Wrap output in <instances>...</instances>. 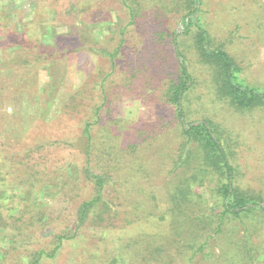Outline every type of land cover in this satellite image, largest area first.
<instances>
[{"label":"trees","instance_id":"1","mask_svg":"<svg viewBox=\"0 0 264 264\" xmlns=\"http://www.w3.org/2000/svg\"><path fill=\"white\" fill-rule=\"evenodd\" d=\"M117 1L126 11L128 19L124 25L117 26L118 30L116 31H112L110 28L112 21H107L109 16L102 8L95 9L97 16L92 14L82 18L85 9L79 6H77L79 9L77 8L78 10L72 15L68 14L70 18L72 16V19L79 21V27H86L84 30H87L89 34L93 33V31L92 33L89 31L90 28H93L92 24L98 23L97 33L93 34L91 40L90 38L80 39V35L73 31L74 26H72L70 35L75 38L73 41L68 39L69 34L65 37L55 35L54 30L64 19V14L58 10L60 3L58 0H29L28 2L32 6L30 14L32 21L21 25L20 30L14 24L13 28H7L3 24V17L0 18V65L3 66L0 69V242L5 243V246H0V264H43L56 256L67 239L82 236L81 232L85 228L90 226L105 227L104 224L112 221L118 214H129L131 218H139L141 215L139 197L133 198L129 192L123 190L129 195V201H123L122 189L129 182L120 177L119 180L113 179V176L116 175L113 165L122 163V157L128 155L129 152L136 156L139 150L147 149L146 146H149L151 142H144L142 134L139 138L129 140L131 144L129 143L128 149V147L115 142L119 137L116 131L120 136L125 133L122 123L111 121L112 124L100 126L103 111L106 110L104 108L108 105L105 103L108 101V94H101L103 95L101 103L95 101L96 98L93 97L89 101L88 108L86 105L81 107L83 99L87 96L85 94L86 87L78 88L66 102H61L60 105L56 104L57 114L50 121H43L38 115H26L16 110L11 117L3 112L4 92L7 87L5 86L6 82H3V73L6 70L12 72L15 68H26L27 66L38 69L47 68V70L51 68L50 76L54 81L58 71L50 65L57 60L67 58L69 54H78L82 51L99 55L109 63V71L101 72L100 70L98 73L99 76H103L101 82L95 81L99 82L102 91L105 92L113 82L111 75L118 71L123 76L120 84L127 83L128 85H132L138 76H144L146 73L145 82L150 85L156 79V70L165 73L162 77L165 97L168 103L175 106L182 139L173 158L170 154L162 157V160H171V168L168 172L174 176L175 181V184L172 179L170 181L174 193L170 194L171 197L169 196V201H173L174 207H168V211L171 216L176 214L180 217L177 212L185 215L183 221H178L186 228L180 239L182 245L180 255L186 251L191 253L186 260L188 264L194 263L195 257L199 253L205 254V250L210 249L211 241L216 240L217 236L220 239L216 242L219 245L225 244L226 242H222V237L235 234L236 230L232 224L236 222L245 227V236L242 241L239 244L232 242L234 247L239 248L236 252L237 257L240 256L244 264H263L261 251H263L264 244L261 242L252 244L251 240V237L258 232V228L251 223L247 224L253 220L264 219L263 194L252 186H242L238 182V178L241 177V168L233 162L232 158L237 155L239 146L230 133L207 121L199 124H195L191 120V122H187L186 105L189 103V98L185 93L190 89L192 78L178 44L175 49L178 68L172 69L171 48L167 38L173 37V35L165 29L163 24L165 20L167 21L173 15H180L183 35L188 36L192 32V28L197 29L194 34L196 56L199 62L209 63L215 67L216 84L220 90L219 93H221L217 95L229 107L240 113L252 112L258 108L264 109V94L258 92L257 89L244 87L239 83V74L242 69L235 59L222 48L211 47L210 35L200 16L202 10L199 5L203 0ZM149 9L153 10L155 14L145 15ZM14 13L18 14L17 11ZM140 23L141 29H143L141 37H144L145 41L138 54L127 55L125 33L130 27ZM28 24L35 26L26 28L25 26ZM107 32H113L120 37L116 45L111 46V43L105 40ZM166 63L170 65L171 70H159L160 67H166ZM121 68L124 70L121 71ZM55 81L57 83L58 78ZM52 103L54 102L51 101L48 105ZM83 108H86L87 111L84 112ZM68 113L85 117L74 123L75 128H72L74 131L70 134L74 137L62 134L61 127L57 124H53V128H56V135L48 134L46 137L42 133L35 135L34 130L41 129L43 124L54 122L60 116ZM8 118L16 121V127L21 123L23 130L25 129L17 140V144L11 142L9 138L14 134H20V127L17 130H14L12 125L6 127L5 123L8 124ZM81 122L85 123L83 127L80 125ZM112 126L115 130H112ZM153 135L156 136L157 133ZM40 138L54 140L53 142L47 141L45 147L57 148L56 152L61 156L64 153L66 159L64 161L62 159V162L56 161V153L46 157L44 151H41L38 158H34L33 149L35 148L33 146L36 144L35 147L39 149L44 146V144L35 143L38 141L35 139ZM71 139L85 141V148L82 143V148L76 147L77 145L73 142L68 143ZM51 161L52 164L48 167ZM134 162L139 165V161ZM195 163V167H192ZM164 168L166 167H162L160 171ZM138 169L134 167L132 174H135ZM180 169H185V171ZM188 169L189 171H187ZM180 171L183 174L181 178L178 175ZM142 175H148L146 167ZM213 176H217L215 185L211 184L212 188H217L216 199L218 202L216 203L219 213L211 215L202 226L194 222L189 223V215L184 213L186 207L183 208L182 205L190 202L191 189L195 187L198 180L202 183L204 177H209L212 180ZM133 178L130 182L136 179ZM46 186L51 187L54 193L59 192L65 200L77 204L73 214H65L64 218L62 217L63 228L60 231L57 225L52 224L51 214L35 209L38 206L36 205L37 200L47 190ZM108 187H113L116 191L110 192ZM11 197L20 198L21 202L15 209L20 213L16 223L8 220L9 216H5V209L11 208V205L5 203ZM115 199L116 201L120 199L119 205L122 210L115 209L117 206ZM148 200L149 196H147ZM146 204V207L151 211V206L147 202ZM5 205L8 207H4ZM73 215L75 218L71 220L70 216ZM148 216L150 217L151 213ZM109 224L114 223L110 222ZM40 227H54L53 231L57 230V232L54 231L52 241L38 237ZM251 228L254 233L249 234ZM34 231L37 232L36 238ZM26 237L34 241L39 239L40 242L33 245ZM167 246L168 243H165L162 248H159L154 245V240L151 241V239L144 240V242L139 239L133 243V248L142 258L143 264L166 263L167 260L164 259L166 256L163 255V258L161 253L167 250ZM225 246L230 247V242ZM126 254L124 245L113 249L112 264H123L125 257L127 258ZM208 255L210 253H206L207 257Z\"/></svg>","mask_w":264,"mask_h":264},{"label":"rangeland","instance_id":"2","mask_svg":"<svg viewBox=\"0 0 264 264\" xmlns=\"http://www.w3.org/2000/svg\"><path fill=\"white\" fill-rule=\"evenodd\" d=\"M28 1L0 0V18L3 17V24L7 28H13L14 24L20 30L21 25L23 26L24 23H31L32 6ZM58 1L60 2L58 10L64 14V19L60 21L59 26L54 30L55 35L57 37H65L69 34L68 39L71 41L75 40L74 37L70 36L72 34V26L75 27L73 31L80 35V39L86 38V40L89 38L91 40L93 34L96 35L98 28V23L92 24L93 28H90L89 31L91 33L93 31V33L89 34L87 30H84L86 27H79V21L72 19V16L70 18V15L79 9L77 6L85 9L82 18L89 17L92 14L95 15V9L102 8L109 16L107 21H112V26L110 27L112 31L118 30L117 26L124 25L128 19L126 11L117 0ZM199 7L202 10L200 16L210 35L211 47H220L235 59L238 66L242 69L239 74V83L244 87L257 89L258 92L264 94V0H203ZM150 10H147L145 15L155 14L153 10ZM14 11H17L18 14L14 13ZM179 17L180 15H173L167 21L165 20L163 24L165 29L173 35V37L167 38L171 48L172 69L178 68V61L175 55L176 44H178L192 78L189 85L190 89L185 93L188 94L189 98V103L186 105L187 122L201 123L207 121L215 127L222 128L230 133L239 146L237 155L232 158L233 162L241 168V177L238 178V182L242 186H252L255 190L261 192L264 198V109L258 108L252 112L240 113L219 99L217 94L221 93H219L220 90L216 84L215 67H212L209 63L199 62L196 56L194 34L197 29L192 28V32L188 36L183 35ZM31 26L34 27L35 25L28 24L25 27L30 28ZM141 27L140 23L130 27L125 33L127 55H136L141 50L145 41V38L141 37L143 33ZM105 36V40L111 43V46L116 45L120 39L113 32H107ZM51 43L54 42L51 41ZM50 66H53L58 71L56 73L57 83L55 81L56 78L54 81L51 79V68L47 70V68L38 69L27 66L26 68H15L12 72L6 70L3 73L5 80L3 82H6L5 86H7L5 92L9 94V101L14 99V101H11L13 103H9L11 105L6 110L4 107L3 112L7 116L10 115L11 117L16 110L26 115H38L43 121H50L57 114L55 110L57 108L56 104L59 103L58 105H60L61 102H66L78 88L86 87L85 94L87 96L83 99L81 107L86 105L88 108L89 101L93 97L99 103L103 97L101 94H108V101L105 102L108 105L104 108L106 110L103 111L100 126L112 124L111 121L122 123L125 133L120 136L116 131L119 136L118 140H115L116 143L122 144L129 149L128 145L129 143L131 144L129 140L139 138L143 134L144 142H151V144L146 146L148 148L144 151L139 150L136 156L131 152L126 156L121 154L124 156L122 157V163L113 165L116 172L113 179L119 180L120 177L129 182L122 191L129 192L133 198L139 197L141 204L140 217L131 218L129 214L125 215L123 213L121 215L118 214L113 219L114 221L105 223V227H87L81 232L82 236L75 239H67L56 256L43 264H112L113 258L111 254L113 255V249L120 245L126 247L127 253V258L125 257L123 264H143L142 258L137 255L136 250L133 248L134 241L139 239H142L143 242L148 239L154 240V245L159 248L168 243L167 250L164 251L163 249L164 252L161 253L162 256H166L165 258L163 256L167 260L164 264H188L186 259L191 253L186 251V253L180 255V250H182L180 239L184 235L186 228L184 224L180 225L178 221H183L185 215L177 212L180 217L176 214L171 216L168 211V207H174L173 201H169V196L171 197L170 194L174 193L170 181L171 179L173 183L175 181L174 176L168 172L171 168V160H162V157L170 154L173 158L182 139L175 106L168 103L165 97L164 80L162 79L165 74L164 71H161V73L156 70V79L150 85L145 82L147 73L144 76H138L132 85L127 83L120 84L123 76L118 71V73H114L115 75H111L113 82L107 88L106 93L102 91L99 82L95 81L101 82L103 76L98 75L99 71H109L110 65L99 55L88 51H82L78 54L73 53L69 54L67 58L57 60ZM165 66L160 67L159 70H171L170 65L166 63ZM123 70L121 68V71ZM51 101L54 103L48 105ZM14 107H16L15 110ZM83 109L85 110L84 112L87 111L86 108ZM82 118L85 117L74 116L69 113L62 115L56 121L43 124L41 129L34 130L35 135L40 133L44 137L48 136V134L56 135V128H53V124H57L61 127L62 134L74 137L70 135L74 131L72 130L74 123L81 121ZM8 119V124L5 123L6 127L12 125L14 130L20 127V134H14L9 138L11 142L13 141L17 144V140L25 129L23 130L21 123H18L19 126L16 127V121ZM84 124V122H81L80 125L83 127ZM112 130H115L113 126ZM154 133H157V135L154 136ZM45 139H35L38 140L35 143L44 144V146L39 149L35 147V144L33 146L35 148L33 149V157L38 158L41 151H44V153L46 152V157L56 153L55 160L62 162L63 159L64 161L66 159L64 153L61 156L60 153L56 152L58 151L57 148L45 147L47 141L53 142L54 140ZM71 142L76 144V147L82 148L83 146L85 148V141L77 139L68 141V143ZM134 161H139L140 166L135 164ZM51 164L52 161L48 164V167ZM195 165L196 163L192 167H195ZM134 167L139 169L135 174H132ZM145 167L148 170V175H142ZM162 167L166 168L160 171ZM181 171H185V169ZM181 171L178 174L180 178L183 175ZM190 171L192 172V170ZM132 178L134 180L130 182ZM216 178L217 176H213L212 180H210L209 177H204L202 183L198 180L195 187L191 189L190 202L182 205L183 208L186 207L184 213L187 216L189 215V223L194 222L202 226L211 215L219 213V207L216 203L218 202V199H216L217 188H212L211 184L215 185ZM46 187L47 190L37 200L36 205L38 206L35 209L51 214L52 224L57 225L60 231L63 228L62 217L64 218L65 214H73L77 204L73 201L65 200L59 192L54 193L51 187ZM108 188L110 192L116 191L113 187ZM124 191L125 196L126 193ZM136 193L137 196H135ZM124 196L123 201H129V195L126 194L125 199ZM147 196H149L148 201ZM118 198H120L119 195ZM9 200L11 201L8 202ZM9 200L5 204L11 205L12 209H5V216H9L8 220L16 223L19 220L20 213L15 209L21 203L20 198L14 199V197H11ZM115 202L117 204L115 209L122 210L119 205L120 199H117V201L115 199ZM146 202L151 206V211L146 207ZM4 207L8 206L5 205ZM123 209L126 210V208ZM150 213L151 216L149 217ZM74 218V215L70 216L71 220H74ZM110 222L114 224L110 225ZM249 223L258 228L256 235L251 237L252 244H258L259 242L264 244V219L253 220L247 224ZM232 226L235 227L236 232L234 235L228 234V237H222V242H226L225 244L219 245L216 241L220 237L217 236L216 240L211 241L210 249L205 250V254L199 253L195 257L194 263L189 264H244L241 257H237L238 254L236 252H238L239 248L234 247L232 242L239 244L242 241L245 236V227L236 222ZM53 228L40 227L38 237L52 241V236L55 234L54 231L57 232V230L53 231ZM210 232L212 233V231ZM34 233L36 238L37 232L34 231ZM248 233H254L252 228ZM146 237L148 239H145ZM29 241L33 245H37L40 242L39 239ZM229 242L230 247H226L225 245H228ZM0 246H5V243L1 241ZM206 253H210V255L207 257ZM261 258V260H264V248L261 251Z\"/></svg>","mask_w":264,"mask_h":264},{"label":"crops","instance_id":"3","mask_svg":"<svg viewBox=\"0 0 264 264\" xmlns=\"http://www.w3.org/2000/svg\"><path fill=\"white\" fill-rule=\"evenodd\" d=\"M7 89V88H6ZM6 91V90H5ZM4 94H5V105H4V107H5V110L7 109V107L8 106H10L11 104H9V103H13V102H11V101H13V100H10L9 101V94H7L6 92H4ZM7 104H9V105H7ZM16 109V107H14V110Z\"/></svg>","mask_w":264,"mask_h":264},{"label":"water","instance_id":"4","mask_svg":"<svg viewBox=\"0 0 264 264\" xmlns=\"http://www.w3.org/2000/svg\"><path fill=\"white\" fill-rule=\"evenodd\" d=\"M195 124H199V122L198 123H195Z\"/></svg>","mask_w":264,"mask_h":264}]
</instances>
